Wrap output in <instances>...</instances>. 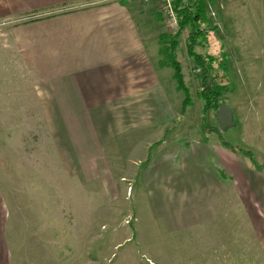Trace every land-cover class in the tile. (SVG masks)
Returning <instances> with one entry per match:
<instances>
[{
	"label": "rangeland",
	"instance_id": "374dc122",
	"mask_svg": "<svg viewBox=\"0 0 264 264\" xmlns=\"http://www.w3.org/2000/svg\"><path fill=\"white\" fill-rule=\"evenodd\" d=\"M129 2L146 19L144 36L155 55L160 35L172 37L177 28L168 27L158 0L120 3ZM203 2L215 17L202 26L195 51L205 62L208 55L214 58L207 62L210 79L227 86L221 103L232 108L236 126L225 132L218 130L214 111L202 112L199 71L186 55L185 31L176 51L192 96L184 113L183 93L172 70L163 67L158 98H149L141 112L123 113L122 106L117 113L43 114L13 112L37 108L29 104L7 107L13 97L27 103L35 95L53 94L50 83L38 78L54 80V74L53 67L46 72L12 64L8 46L29 37L5 27L0 35L5 102L0 112V264H264V0ZM152 121L158 124L132 129ZM169 141L182 147L225 142L251 152L255 163L226 149L223 179L216 173L218 192L213 186L183 191L175 174L155 178L146 172L155 149ZM205 176L207 182L215 174ZM165 180L176 184L163 185Z\"/></svg>",
	"mask_w": 264,
	"mask_h": 264
},
{
	"label": "crops",
	"instance_id": "0c3cea01",
	"mask_svg": "<svg viewBox=\"0 0 264 264\" xmlns=\"http://www.w3.org/2000/svg\"><path fill=\"white\" fill-rule=\"evenodd\" d=\"M121 1L0 0V35L5 34L4 29L8 27L11 32L18 30L29 37L25 42H16L13 38L15 41L8 46L12 51V64L44 67L45 71L53 67L54 74V80L44 75L38 78L41 83H50L53 94L35 95L27 103L19 96L11 101L6 98L7 107L23 108L29 104L26 107L37 108L13 112L43 114L117 113L115 108L124 107L120 112L132 114L141 112L149 98H158L157 90L161 91L158 71L165 69L158 63V47L154 55V46L146 42L144 36L146 19L142 20L137 10L132 11L130 2L121 4ZM13 19L15 23L5 25V21ZM2 42L0 47L4 46ZM14 50L17 51L15 57ZM149 52H152L151 57ZM0 63H4L2 57ZM4 104L1 94L2 113ZM155 124L158 123L146 122L132 129L147 130ZM168 143L169 146L158 147L150 156L146 166L149 177L166 178L175 174L177 186L183 191L189 187L197 193L205 186H213L218 192L221 182L216 181V175L223 179L221 170L229 161L225 148L209 142L184 147L178 141ZM213 173L215 177L206 182L205 174ZM175 184L176 181L167 180L163 183Z\"/></svg>",
	"mask_w": 264,
	"mask_h": 264
},
{
	"label": "trees",
	"instance_id": "16d2710c",
	"mask_svg": "<svg viewBox=\"0 0 264 264\" xmlns=\"http://www.w3.org/2000/svg\"><path fill=\"white\" fill-rule=\"evenodd\" d=\"M173 9L177 16V29L172 37L160 35L158 55L161 60L159 65L172 70L176 88L179 92L183 93L181 112L184 113L185 109L191 106L192 96L190 89L185 85L182 66L177 60L176 51L179 44L178 38L182 31H185L187 33L185 43L186 55L199 71V91L197 92V98L203 102L202 112L206 115L209 111H214L216 116L217 109L223 105L221 103L222 94L227 92V86L218 85V83L210 79L209 74L212 67L211 63L207 62H213L214 58L208 55L209 59L205 62L195 51L196 44L198 41H202L204 35L202 26L207 25L208 22L205 4L203 0H192L190 3H186L184 0H174ZM206 29L208 30V27ZM220 67L226 72L224 65ZM221 146L233 153H239L241 156L248 158L253 164L255 163L251 152L242 151L243 149L236 151L235 148L225 142Z\"/></svg>",
	"mask_w": 264,
	"mask_h": 264
},
{
	"label": "water",
	"instance_id": "95a60500",
	"mask_svg": "<svg viewBox=\"0 0 264 264\" xmlns=\"http://www.w3.org/2000/svg\"><path fill=\"white\" fill-rule=\"evenodd\" d=\"M215 119L220 132H225L236 126L233 110L228 104H223L217 109Z\"/></svg>",
	"mask_w": 264,
	"mask_h": 264
},
{
	"label": "built area",
	"instance_id": "2783aa9c",
	"mask_svg": "<svg viewBox=\"0 0 264 264\" xmlns=\"http://www.w3.org/2000/svg\"><path fill=\"white\" fill-rule=\"evenodd\" d=\"M143 2H148L149 0H142ZM159 5L158 8L160 12H162L167 20V25L171 29L173 27L177 28V16L175 10L173 9V0H158ZM208 17L213 18L215 15L211 12V8L209 7Z\"/></svg>",
	"mask_w": 264,
	"mask_h": 264
}]
</instances>
